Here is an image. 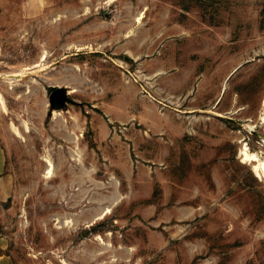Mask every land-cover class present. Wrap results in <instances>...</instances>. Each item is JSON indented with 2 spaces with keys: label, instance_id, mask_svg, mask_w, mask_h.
<instances>
[{
  "label": "rangeland",
  "instance_id": "obj_1",
  "mask_svg": "<svg viewBox=\"0 0 264 264\" xmlns=\"http://www.w3.org/2000/svg\"><path fill=\"white\" fill-rule=\"evenodd\" d=\"M263 98L264 0H0L11 264H264Z\"/></svg>",
  "mask_w": 264,
  "mask_h": 264
},
{
  "label": "crops",
  "instance_id": "obj_2",
  "mask_svg": "<svg viewBox=\"0 0 264 264\" xmlns=\"http://www.w3.org/2000/svg\"><path fill=\"white\" fill-rule=\"evenodd\" d=\"M46 2H48V0H46ZM6 166V150L4 146L0 144V206L10 197L13 186V177ZM0 264H11L10 257L4 251V245L1 244Z\"/></svg>",
  "mask_w": 264,
  "mask_h": 264
},
{
  "label": "bare ground",
  "instance_id": "obj_3",
  "mask_svg": "<svg viewBox=\"0 0 264 264\" xmlns=\"http://www.w3.org/2000/svg\"><path fill=\"white\" fill-rule=\"evenodd\" d=\"M263 103H264V98H263ZM264 117V116H263ZM263 119V118H262ZM241 155L243 156L242 158L251 161H256L255 164L253 165L254 170L257 172L258 170L264 171V156L262 158H259L257 154L253 152H248L247 150V145L244 143L241 149ZM248 161V162H249Z\"/></svg>",
  "mask_w": 264,
  "mask_h": 264
},
{
  "label": "water",
  "instance_id": "obj_4",
  "mask_svg": "<svg viewBox=\"0 0 264 264\" xmlns=\"http://www.w3.org/2000/svg\"><path fill=\"white\" fill-rule=\"evenodd\" d=\"M66 99L65 90L63 88L57 87L49 94V100L52 107L62 104Z\"/></svg>",
  "mask_w": 264,
  "mask_h": 264
}]
</instances>
